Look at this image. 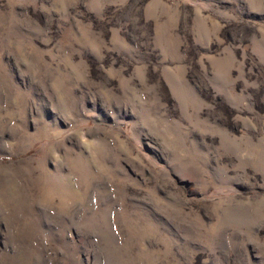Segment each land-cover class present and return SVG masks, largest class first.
<instances>
[{"label":"rangeland","instance_id":"obj_1","mask_svg":"<svg viewBox=\"0 0 264 264\" xmlns=\"http://www.w3.org/2000/svg\"><path fill=\"white\" fill-rule=\"evenodd\" d=\"M0 264H264V0H0Z\"/></svg>","mask_w":264,"mask_h":264}]
</instances>
